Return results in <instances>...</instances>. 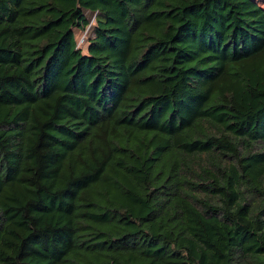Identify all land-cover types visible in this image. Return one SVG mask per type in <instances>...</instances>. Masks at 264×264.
Returning a JSON list of instances; mask_svg holds the SVG:
<instances>
[{
  "label": "trees",
  "instance_id": "obj_1",
  "mask_svg": "<svg viewBox=\"0 0 264 264\" xmlns=\"http://www.w3.org/2000/svg\"><path fill=\"white\" fill-rule=\"evenodd\" d=\"M0 264H264V8L0 0Z\"/></svg>",
  "mask_w": 264,
  "mask_h": 264
},
{
  "label": "rangeland",
  "instance_id": "obj_2",
  "mask_svg": "<svg viewBox=\"0 0 264 264\" xmlns=\"http://www.w3.org/2000/svg\"><path fill=\"white\" fill-rule=\"evenodd\" d=\"M256 1L264 8V0H256ZM85 31L78 32L77 36H76L77 37V45H78V47L82 48L83 51H85L86 47H87V43L84 40L85 35H86Z\"/></svg>",
  "mask_w": 264,
  "mask_h": 264
}]
</instances>
